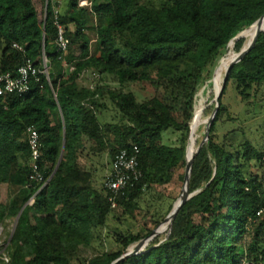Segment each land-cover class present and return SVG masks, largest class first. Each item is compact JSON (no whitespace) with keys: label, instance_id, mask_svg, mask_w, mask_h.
<instances>
[{"label":"trees","instance_id":"trees-1","mask_svg":"<svg viewBox=\"0 0 264 264\" xmlns=\"http://www.w3.org/2000/svg\"><path fill=\"white\" fill-rule=\"evenodd\" d=\"M36 1L0 0V74L14 72L26 59L42 67L44 55L49 78L32 81L22 95L0 96V226L21 210L0 264H111L151 228L143 235L113 234L118 245L113 251L101 247L98 229L107 225L114 209L135 211L152 184H163L185 167L195 96L204 73L217 64L231 40L264 14V0H84L88 6L66 0L57 15L69 40L64 51L55 42L52 1ZM250 29L235 39L234 51L253 38L256 30ZM89 30L96 33L98 55L91 52ZM83 75L89 76V85L78 82ZM105 78L114 86L101 84ZM140 82L149 94H138L143 90ZM229 85L245 116L255 107L264 108V31L230 68L207 141L192 160L190 196L166 236H154L140 253L115 264H264V224L259 221L264 178L252 174L264 162V148L245 130L237 110L241 107L233 109L224 100ZM106 103L114 109L115 120L101 119ZM29 125L39 134L38 162L48 178L43 187L29 180ZM63 127L64 149L55 168ZM167 129L178 133L175 144L163 141ZM133 145L139 149L142 177L117 195L112 208L110 194L95 183L108 165L97 157L107 152L111 163L120 149ZM79 155L96 160L89 167ZM252 225L256 232L245 246ZM88 247L93 253L80 257V248Z\"/></svg>","mask_w":264,"mask_h":264},{"label":"rangeland","instance_id":"rangeland-1","mask_svg":"<svg viewBox=\"0 0 264 264\" xmlns=\"http://www.w3.org/2000/svg\"><path fill=\"white\" fill-rule=\"evenodd\" d=\"M82 4L84 3V0H79ZM38 2V0L36 1ZM252 25V24H251ZM250 25V26H251ZM250 26L242 30L230 43L227 44V46L224 49V53L222 57L219 59L221 61L225 60L226 56L229 55L228 60L230 61L233 57L236 56L238 52L234 51L233 44L236 38L242 37L241 34H244V31H247L250 29ZM256 28L264 29V22L263 19L257 24ZM88 36L91 39V52L98 55L99 52L96 49V33L94 30H89L87 32ZM244 38V37H243ZM245 41V38H244ZM245 44V42H244ZM243 44V46H244ZM218 61V62H219ZM222 61V62H223ZM211 67L208 73H204L205 82L204 84L199 88L198 92L195 96V102H194V111H195V117L192 120V124L194 125L193 133L190 135V130L188 132L187 137V143H189L190 150H195L196 146L204 139L205 137V130H206V121L207 118L210 116V113H205V109L212 105L214 102V87L216 91L219 90L220 85L222 84L223 77H224V70L223 68L217 75V77L214 78V74L216 73L218 67L221 63H218ZM88 75H90L94 80H97V77L92 76L90 72H88ZM93 80V82H94ZM103 81L101 84H106L110 87L114 86V84L108 80V78L102 79ZM92 82V81H91ZM96 82V81H95ZM139 87H142L143 90H139L138 94H141V91H144V93L149 94L151 90L147 89L148 87L143 83H138ZM124 91H127L126 88H123ZM261 92H264V85L262 86ZM227 102L232 103V108L237 109L241 107L240 109H237L238 112H240V120H243L244 128L245 130L249 132V136L254 142V144H257L258 147L264 148V143L262 144V141L264 139V135H260V130L264 127V108L259 109V107H255L252 114H249L248 116H245L243 114L244 107L241 105V103L238 101L237 93L235 92L234 86L229 85L227 87L225 97ZM264 103V102H263ZM237 104V105H236ZM105 108H102L101 111V119L102 120H115V111L110 105V103H106ZM214 107V105H213ZM202 109V113H201ZM232 110V109H231ZM261 110V111H260ZM241 120V122H242ZM189 129H190V122H189ZM226 131V128L222 129L221 132ZM190 135V137H189ZM248 136V137H249ZM178 133L174 132L170 129L163 131V141L165 143L169 144H175L177 142ZM236 139H240L239 136H237ZM250 139V140H251ZM205 141V140H204ZM187 146V144H186ZM88 148V146H87ZM98 162H103L106 164L109 160V156L107 152H103L98 154ZM110 162V161H109ZM97 163V165L99 164ZM254 172L252 174H255L256 176H263L264 178V162L262 165L258 168H252ZM105 172H98L95 176V183L99 187V189L102 187V178L104 176ZM184 173V167L177 169L175 172H173V175L171 178L168 179V181L164 182L163 184H152L148 190H146L143 195L139 198L136 205L137 208L135 211L122 213L120 209H114L113 213L110 216L107 225L105 227L99 228V241L102 243V246L105 250L113 251L118 248V245L113 242V239L111 236L115 233H128L131 232L133 234H140L143 235L148 228L154 229L157 227V237L162 239L166 236L169 228L166 227V221L165 218L170 213V206L171 208L174 206L176 200L178 199L182 188H183V179H181V175ZM264 180V179H263ZM102 189V188H101ZM16 221V217H11L6 220V222L0 226V254H3L4 246L6 245V240L8 238V235L13 230L14 224ZM157 222V224L153 227L154 223ZM260 223L264 224V212L261 214V219L259 220ZM164 222L163 224H161ZM161 224V225H160ZM160 225V226H159ZM256 232V228H253V225L250 226L249 233L246 235L244 239V245L246 246L247 243L251 240L253 235ZM97 232H95L96 234ZM145 237V236H144ZM143 237V238H144ZM141 238V239H143ZM154 238V237H153ZM140 239V240H141ZM152 239V238H151ZM150 239V240H151ZM147 241L148 242L150 241ZM98 241L96 240L94 242V245H97ZM137 243V242H136ZM135 244V243H134ZM132 244V245H134ZM146 244V245H147ZM131 245V246H132ZM79 256L86 258L90 256L93 253V249L88 248H80Z\"/></svg>","mask_w":264,"mask_h":264},{"label":"built area","instance_id":"built-area-1","mask_svg":"<svg viewBox=\"0 0 264 264\" xmlns=\"http://www.w3.org/2000/svg\"><path fill=\"white\" fill-rule=\"evenodd\" d=\"M82 5L88 6L89 2L85 1V4H82L79 1V6ZM53 12L54 24L57 28V37L55 42L57 48L64 51L67 48L69 40L65 36L63 26L57 18L58 7L53 6ZM13 46L21 49V46L16 43H14ZM63 64L66 65L65 61H63ZM42 77L49 81L46 57L44 55L42 56V67H37L31 60L26 59L14 72H5L0 74V96L11 94L22 95L28 92L32 81L40 82ZM40 86H42V84H40ZM26 138L31 158L29 180L37 182L41 184V187H43L47 183L48 178L45 177L38 162L41 156V149L39 134L35 126L29 125L26 128ZM138 151L139 149L136 145H133L130 149H120L115 154L109 168L104 173L102 186L104 190L110 194L109 201L111 202L112 208L116 206L117 195L120 192H123L126 188L133 186L134 183L142 177V172L138 166ZM31 202L32 197L29 198L27 203ZM261 211L262 210H258L256 215H260ZM242 264H250V262L248 260H244Z\"/></svg>","mask_w":264,"mask_h":264},{"label":"water","instance_id":"water-1","mask_svg":"<svg viewBox=\"0 0 264 264\" xmlns=\"http://www.w3.org/2000/svg\"><path fill=\"white\" fill-rule=\"evenodd\" d=\"M264 16V14L262 16H260L254 23H257L259 25L260 23V20L261 18ZM261 31H264V29H261V28H258L251 40V42L246 46L244 47L241 51H239L236 56L232 59L231 63L228 65V67L225 69L224 71V77H223V81H222V84L220 85V88L217 92H215L214 94V107H213V110L210 114V116L207 118V121H206V130H205V137L206 139L202 140L195 148L191 158L188 160L186 158V153H185V167H184V174H183V188H182V191L178 197V199L176 201H178L176 207L173 206L170 213L167 215V217L165 218L164 221H166L168 219L169 221V224H168V228H170V225H171V222L173 220V218L175 217V214L176 212L178 211V209L183 205V203L189 198V191H188V184H189V172H190V168H191V164H192V160H193V157L194 155L198 152V150L200 149V147L202 146L203 143H205L207 141V138H208V132H209V127H210V124L216 114V111H217V108H218V98L220 97L221 95V92L223 90V87L225 85V81L228 77V73L230 71V68L232 67L233 64H235L237 61H239L254 45L255 41H256V38H257V35L259 32ZM64 127H63V139H62V146H61V151H60V155H59V158H58V161H57V164H56V167L59 165V162L61 160V156H62V153H63V149H64ZM187 147V146H186ZM21 210L18 212V214L16 215V220L20 214ZM16 222V221H15ZM15 225V224H14ZM12 232L13 230L11 231L10 235H9V239L12 235ZM157 227L152 229L151 232L145 236L143 239L139 240L137 243H135L134 245L130 246L127 250H125L118 258H116L111 264H115L117 263L118 261H121L122 259L128 257V256H131V255H135V254H138L140 253L144 247L146 246L147 244V241L150 240L151 238H153L154 236H156L157 234Z\"/></svg>","mask_w":264,"mask_h":264},{"label":"crops","instance_id":"crops-1","mask_svg":"<svg viewBox=\"0 0 264 264\" xmlns=\"http://www.w3.org/2000/svg\"><path fill=\"white\" fill-rule=\"evenodd\" d=\"M51 1H52L54 6L59 7L61 10L64 9L65 6H66V0H51ZM82 6H86V5H82ZM78 82L82 83V84H85V85H89L90 78H89V76H84L83 75V76H80L78 78ZM83 144L87 148V146H89L90 143L86 139H83ZM84 152H83V154H84ZM94 160H96L95 156L89 155L88 159H86V156L79 155V161H81V162H85L86 161V165L89 166V167H90V165L88 164V162L91 163L90 161H94ZM109 166H110V163L107 165L105 171L109 168Z\"/></svg>","mask_w":264,"mask_h":264},{"label":"bare ground","instance_id":"bare-ground-1","mask_svg":"<svg viewBox=\"0 0 264 264\" xmlns=\"http://www.w3.org/2000/svg\"><path fill=\"white\" fill-rule=\"evenodd\" d=\"M262 19H263V22H264V16L261 18L260 22L262 21ZM256 26H257V23H253V24L250 26V27H251V29H250V32H251V33H253L255 30H257ZM255 32H256V31H255ZM251 40H252V39H251ZM251 40H250V42H251ZM250 42H249V43H250ZM249 43H248V44H249ZM248 44H247V45H248ZM247 45H246V46H247ZM246 46H245V47H246ZM228 58H229V55L226 56V58H225V60H224L223 62H221L220 66L218 67V69H217V71H216V73L214 74V78L217 77L218 73H219L223 68H225L227 65H229V64L231 63V61H232V59H233L234 57H233L230 61L228 60ZM214 91L217 92L216 89H215V87H214ZM187 149H188V153H189V155H188V160H189V159L191 158L192 153H193L194 150H190V148H189V143H187ZM177 203H178V201L175 202V204H174L175 207H176ZM168 224H169V221H167V226H168Z\"/></svg>","mask_w":264,"mask_h":264},{"label":"clouds","instance_id":"clouds-1","mask_svg":"<svg viewBox=\"0 0 264 264\" xmlns=\"http://www.w3.org/2000/svg\"><path fill=\"white\" fill-rule=\"evenodd\" d=\"M48 72V71H47Z\"/></svg>","mask_w":264,"mask_h":264}]
</instances>
